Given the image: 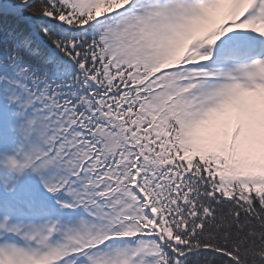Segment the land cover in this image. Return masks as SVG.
<instances>
[{
    "label": "snow or ice",
    "instance_id": "6c2138e0",
    "mask_svg": "<svg viewBox=\"0 0 264 264\" xmlns=\"http://www.w3.org/2000/svg\"><path fill=\"white\" fill-rule=\"evenodd\" d=\"M0 264H264V0L0 2Z\"/></svg>",
    "mask_w": 264,
    "mask_h": 264
},
{
    "label": "trees",
    "instance_id": "16d2710c",
    "mask_svg": "<svg viewBox=\"0 0 264 264\" xmlns=\"http://www.w3.org/2000/svg\"><path fill=\"white\" fill-rule=\"evenodd\" d=\"M0 2H4V0H0Z\"/></svg>",
    "mask_w": 264,
    "mask_h": 264
}]
</instances>
